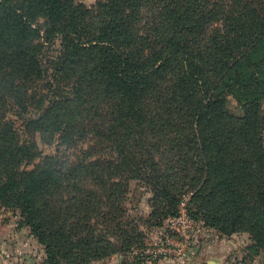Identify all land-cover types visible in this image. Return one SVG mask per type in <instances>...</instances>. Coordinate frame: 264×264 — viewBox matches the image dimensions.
<instances>
[{
    "label": "trees",
    "instance_id": "1",
    "mask_svg": "<svg viewBox=\"0 0 264 264\" xmlns=\"http://www.w3.org/2000/svg\"><path fill=\"white\" fill-rule=\"evenodd\" d=\"M16 1L0 0V108L35 106L46 72L27 44L37 13L47 41L62 40L54 68L67 90L40 99L26 126L87 145L29 170L34 143L0 112V208L19 212L44 264L145 246L127 214L131 180L154 194L150 223L186 202L192 219L264 248V0H100L95 12L76 0Z\"/></svg>",
    "mask_w": 264,
    "mask_h": 264
},
{
    "label": "rangeland",
    "instance_id": "2",
    "mask_svg": "<svg viewBox=\"0 0 264 264\" xmlns=\"http://www.w3.org/2000/svg\"><path fill=\"white\" fill-rule=\"evenodd\" d=\"M10 1L17 3L16 0ZM99 1L76 0L92 12L96 11ZM33 20L34 35L27 44L37 48L46 71L44 80L33 88L35 106H29L27 113L20 112L12 103L0 108L1 114L6 115L22 141L34 143L37 157L29 164V170L39 168L47 156L58 154L68 157L87 146L78 141L63 140L59 133L35 132L26 126L28 118L37 113L40 99L47 102L67 90L65 83L59 84L60 77L54 68L55 57L62 49V40L57 37L47 41L45 33L49 20L46 17L34 13ZM226 107L231 113L242 115L235 97L228 96ZM261 109L264 115V101ZM127 192V214L141 225L145 246L96 264H264V248L249 233L223 235L204 221L192 219L188 215L186 202L182 203L177 216L166 219L161 226L150 223L154 199L150 188L144 182L131 180ZM46 257L44 246L33 236L30 228L21 223L19 212L0 208V264H44Z\"/></svg>",
    "mask_w": 264,
    "mask_h": 264
}]
</instances>
